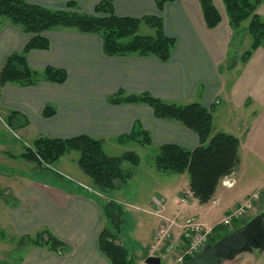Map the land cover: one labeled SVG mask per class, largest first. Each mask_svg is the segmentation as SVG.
I'll use <instances>...</instances> for the list:
<instances>
[{
	"label": "crops",
	"instance_id": "obj_1",
	"mask_svg": "<svg viewBox=\"0 0 264 264\" xmlns=\"http://www.w3.org/2000/svg\"><path fill=\"white\" fill-rule=\"evenodd\" d=\"M26 1L50 10L94 14L95 6L102 0ZM69 2L75 6L68 8ZM213 4L221 22L208 29L198 0H173L165 3L162 11L154 0H115L114 12L119 17L153 15L163 19L165 34L176 40L167 62L154 56H106L96 34L67 29L43 33L50 47L30 51L29 66L39 72L49 66L64 69L67 80L62 84L42 81L25 87L7 84L0 91V111L5 116L0 124V229L10 233L9 243L4 234L0 243L3 254H17L13 264H112L100 251L98 240L101 232L110 228L104 205L109 200L121 202L110 192L98 190L86 174L75 173L77 182H72L59 168L58 180L28 172L31 168H26L23 162V147L9 133L13 130L7 125L11 112L21 114L15 120L21 122L16 131L19 139L23 135L33 141L38 136L65 139L84 135L102 140L105 153L116 156L105 149L137 153L136 147L143 146L138 140L118 142L119 137L132 131L136 122L150 136L151 144L145 146L155 153L162 145H177L189 151L199 146L197 133L178 121L156 118L148 105L110 104L108 98L119 90L127 94L148 93L180 105L198 102L212 112L213 134H230L240 142L239 166L219 182L213 196L218 200L214 209L209 208V202L201 204L193 196L186 205L179 203L189 191L187 173L161 172L157 177L151 176V181L146 173L142 175L144 181L138 182L145 192L138 191V197L145 199V207L150 208L155 207L152 197L163 199L161 213L171 218L197 216L213 224L255 191H260L257 203H264V181L262 187L258 186L260 177L264 178V49L257 48L243 63L242 55L252 44L248 21L235 34L229 26L223 0H213ZM257 13L264 20V3ZM149 32L147 35H152L154 30ZM31 38V34L7 19H0V72L7 58L20 52ZM242 39L250 42L249 48L240 53V60H230L233 43ZM46 106L54 108L53 116H43ZM140 165L130 181L144 172L138 171ZM247 165L254 171L252 175L245 173L243 168ZM136 209L151 211L144 207ZM154 211L158 209L155 207ZM154 216L157 222L151 229V238L161 222ZM43 231L61 241L64 250L58 252L49 246L32 244L21 246L22 237L34 238ZM13 235L19 238L18 247L11 243ZM172 242L167 241L168 249Z\"/></svg>",
	"mask_w": 264,
	"mask_h": 264
},
{
	"label": "trees",
	"instance_id": "obj_2",
	"mask_svg": "<svg viewBox=\"0 0 264 264\" xmlns=\"http://www.w3.org/2000/svg\"><path fill=\"white\" fill-rule=\"evenodd\" d=\"M159 11L165 3L173 0H154ZM205 24L214 29L221 22V16L213 4V0H198ZM115 0H102L94 8V14L78 13L68 9L50 10L30 4L26 0H0V19L5 18L32 38L20 51L11 54L0 72V91L7 84L34 86L42 81L57 84L64 83L68 74L64 69L46 67L42 72L31 68L27 62L28 53L32 50H47L50 42L43 36L45 31L67 29L79 33L96 34L100 37L102 51L109 57L154 56L167 62L176 45V40L165 34L163 19L148 15L142 18L119 17L114 12ZM229 26L236 34L243 22L248 21V33L251 36V47L242 55L246 63L253 52L264 49V20L257 13L264 0H223ZM75 4L69 2L68 8ZM142 25L154 30L152 35L139 34ZM110 104H145L152 108L158 119L178 121L193 130L199 137V146L194 150H186L177 145H162L157 148L154 166L157 171L170 174L189 175V191L201 204L208 203L215 194L219 182L231 175L240 163V142L233 135L212 133V112L198 102L180 105L157 99L148 93L127 94L119 90L107 100ZM55 114L51 106L43 110L45 118ZM21 114L11 112L7 125L15 127L14 120ZM28 123H26L27 125ZM138 140L149 146V134L136 122L132 131L118 138L124 144ZM77 151L78 166L89 176L95 187L103 192L113 190L130 181L141 163L135 152H125L120 156H108L104 151L103 141L88 136L72 138H53L38 136L32 146L25 147L22 157L26 161L35 162L43 170H47L62 156ZM124 163L130 167L124 169ZM4 199H7L2 194ZM214 232V230L212 231ZM227 233H229L227 231ZM118 234L111 227L104 229L98 240L100 251L112 264H132V255L117 241ZM220 238V237H219ZM218 238V239H219ZM217 240H214L215 242ZM118 243V244H117ZM20 244L49 246L61 252L64 244L47 231L36 237L24 236Z\"/></svg>",
	"mask_w": 264,
	"mask_h": 264
},
{
	"label": "rangeland",
	"instance_id": "obj_3",
	"mask_svg": "<svg viewBox=\"0 0 264 264\" xmlns=\"http://www.w3.org/2000/svg\"><path fill=\"white\" fill-rule=\"evenodd\" d=\"M149 29L152 30L151 28L142 25L138 33L147 35L150 33ZM249 45H250V42L249 41L246 42L243 39L238 42L237 41L234 42L232 46L231 54H230V60H240V56H241L240 53L248 49ZM4 119H5V116L2 113V111H0V124L3 123ZM14 123L16 127H11V129L13 130L9 131V133L14 138H16V139H13V141H17V144L23 147V151H25V147L32 146L33 139H31L30 137L26 135H23V137H20L21 139H19V136L16 135V131H17V128H19L18 126L21 122L19 120L18 121L14 120ZM136 148H137V151H136L137 154L141 157V165L138 171L143 170L144 172L142 171L139 172L135 180H133L135 182L128 181L126 184H123L113 190L107 191V193L110 192L109 194L112 195L113 198H116L118 201H120L124 209L123 218L126 220V224H124L121 227V231L118 234L117 238H119V240L122 241V245L133 255L132 264H145L144 259L146 258L147 254H149L148 246L155 243L153 239L151 238V229L155 226L157 222V217L154 216L155 207L154 208H150L148 206L145 207L146 200L142 199V197H138V193H137L138 191L145 192V190L139 187L138 182L144 181V178H143L144 176L142 175H145L146 173H148L147 175L149 177V180L151 181V176L157 177V175H159L158 173H161V172H158L154 166V159H155L156 153L153 150H151L149 147L144 146V145L138 146ZM105 150L108 154H114L116 156L122 155L126 152V151H119V152L111 151L109 147H107ZM78 155L79 153L77 151H71L70 153L64 155L56 163H54L52 166L47 168V170H44V171L35 162H27L26 160L23 162L25 163L26 168H31V170H29L28 172L34 173L39 178H43V179L50 178L51 180H58L56 169L59 168L60 170H62L61 171L62 173L64 172L69 175V177L64 175L65 177L70 178L72 182H77L76 181L77 177L75 173H81V175L85 176V174L81 171V169L79 168L77 164ZM129 167L130 165L128 163H124L123 168L125 170L128 169ZM243 169H245L244 170L245 173L249 172L250 175H252V173L254 172L252 168L249 167L248 165ZM246 177L247 176H245L244 178ZM263 181H264V178L260 177V184L258 185L259 187L263 186L262 184ZM153 184H155V182ZM0 191H1V185H0ZM256 192H259V191H255L251 193V195ZM250 196H248L247 199H245L244 201L248 200ZM258 196L260 199V192L258 193ZM263 198H264V193H263ZM213 201H216V203L218 202L217 199L215 198L213 199L212 197V199L209 201V208L214 209L215 205L213 204ZM244 201H242L239 205L233 207L231 211L238 206L240 207V205ZM257 202H254L253 209L247 212L243 218H240L239 220H237L236 221L237 223H235L233 227H226V226L220 225L222 223V220L228 215V213H226L223 217L218 219L217 220L219 221L218 223H214V224L211 223V221L206 220L205 218H202V219L200 218L203 227H206L207 230L209 228L212 229V231L214 230V232L209 234L208 239L210 240V238H213L214 240H217L222 235L223 232L224 233L227 231L229 232L231 230H234V228L236 227H241L251 218L263 212L264 203L258 204ZM138 207H144L149 211L151 210L150 212L153 215L147 212L141 211L140 209L137 210L136 208ZM163 215L166 217H169L165 214ZM173 217H176V216H173ZM1 220H2V217L0 216V221ZM179 220H182V219H179ZM177 233H178V229H177ZM177 233H176V238L178 237ZM2 234L6 236L7 241L9 243L10 233H8L7 230L0 229V241L2 239ZM15 236L16 235H13L11 237L12 238L11 243L14 246L18 247L19 238ZM172 239L174 238L173 237L168 238L165 241V246L164 245L162 246L161 252H156L154 255L156 257L161 258L162 264H180V263H177L174 256H175V253L179 252V246H180L179 243L181 241H178L172 248L167 250V241L171 240L172 242L173 241ZM2 250H3V247L0 243V264H13V262L17 260L16 259L17 254L11 253V254L5 255L2 253ZM252 252L253 253H244L240 256H237V258H235L232 262L228 264H264V250L258 251L257 249H255Z\"/></svg>",
	"mask_w": 264,
	"mask_h": 264
},
{
	"label": "water",
	"instance_id": "obj_4",
	"mask_svg": "<svg viewBox=\"0 0 264 264\" xmlns=\"http://www.w3.org/2000/svg\"><path fill=\"white\" fill-rule=\"evenodd\" d=\"M103 211L111 227L119 234L121 227L126 224L122 205L109 200ZM255 249L264 250V211L231 233H225L217 241L208 243L195 257L181 264H228L237 256L253 253ZM144 263L162 264L161 258L156 256L146 257Z\"/></svg>",
	"mask_w": 264,
	"mask_h": 264
},
{
	"label": "built area",
	"instance_id": "obj_5",
	"mask_svg": "<svg viewBox=\"0 0 264 264\" xmlns=\"http://www.w3.org/2000/svg\"><path fill=\"white\" fill-rule=\"evenodd\" d=\"M258 193L259 192L252 194L248 200L244 201L240 205V207L238 206L232 211L230 210L220 225L233 227V225L237 223V220L243 218L247 212L253 209L254 202L259 200ZM190 197H192V194L190 191H187L179 199V203L181 205H186ZM151 202L152 205L158 209V211L154 214L160 218L161 222L153 234L152 239L155 243L148 246V255L154 256L156 252H161V248L163 245H165V241L173 235L175 236L173 241L174 245L178 241H181L179 243V252L175 257L177 263L180 264L183 261L195 257L201 251V249L208 244L209 234L212 233V229L209 228L207 230L206 227H203L199 217L191 216L183 220L166 217L161 213L164 203L163 199L154 196L152 197ZM215 203L216 201H213V204ZM176 233L178 234L177 238Z\"/></svg>",
	"mask_w": 264,
	"mask_h": 264
},
{
	"label": "flooded vegetation",
	"instance_id": "obj_6",
	"mask_svg": "<svg viewBox=\"0 0 264 264\" xmlns=\"http://www.w3.org/2000/svg\"><path fill=\"white\" fill-rule=\"evenodd\" d=\"M223 233H224V232H223ZM223 233H222V234H223ZM213 241H214V239H213V238H210L209 242H213ZM168 248H169V247H167V250H168Z\"/></svg>",
	"mask_w": 264,
	"mask_h": 264
}]
</instances>
